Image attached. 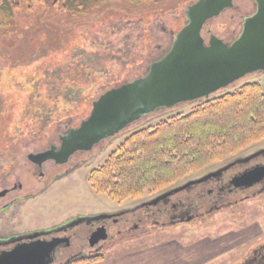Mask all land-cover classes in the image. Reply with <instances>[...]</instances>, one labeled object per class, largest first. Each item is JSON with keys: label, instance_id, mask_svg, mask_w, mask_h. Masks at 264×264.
<instances>
[{"label": "rangeland", "instance_id": "1", "mask_svg": "<svg viewBox=\"0 0 264 264\" xmlns=\"http://www.w3.org/2000/svg\"><path fill=\"white\" fill-rule=\"evenodd\" d=\"M99 1L84 0L90 5L88 13L75 16L55 7L54 0H31V3L20 0L11 26L0 27V189L21 181L24 189L19 195L33 193L5 211L1 207L9 199L0 198V236L52 229L80 216L100 213L121 212L132 217L134 208L141 203L264 146L263 138L221 161L193 171L168 188L149 190L139 198L119 201L95 191L89 180L90 172L104 164L132 130L147 123L157 124L161 119L177 113L188 114L205 102L201 100L160 109L140 119L115 136L101 141L92 150L76 154L71 161L72 165L78 162L75 166H56L47 161V172L40 177L39 172L35 174L28 154L43 150L51 142L58 144L59 134L80 122V112L86 109L88 101L99 96L103 88L146 73L151 63L169 49L176 32L186 22L187 6L196 0H156L150 3ZM28 4L33 6L30 8ZM254 10L253 1L235 0L234 7L207 23L206 31L231 41L240 33L244 17ZM130 22L133 26L142 22L141 28L123 27ZM206 38H209L208 32ZM72 73L77 76L79 89L65 88L66 91L57 93V96L62 95L61 105L66 106L64 114L74 115V121L61 127L58 133L52 127H40L38 111H34L31 104L52 106L51 96L62 83L61 77L64 80L68 76L71 86L74 84ZM247 82L259 83L264 88V72L248 74L212 97L236 91ZM94 91L98 92L97 95ZM55 111L57 114L60 112L59 109ZM252 205L254 211L242 226L228 211L220 212L185 224L145 228L147 231L143 228L134 233L130 231L136 237L129 238L133 235L129 232L131 235L116 238L98 251L110 256L128 247L165 240L186 242L197 235L220 242V248L227 250L236 240L232 230L243 231L252 222L257 226L255 221L262 222L264 226V209L258 208L260 202ZM142 212L140 210L138 215L142 216ZM143 224L149 226L147 221ZM76 227V230H83L85 226ZM240 250L241 246L205 264H233L232 259L236 254V257L239 256ZM59 252L62 256H57L56 263L82 250L74 244Z\"/></svg>", "mask_w": 264, "mask_h": 264}, {"label": "water", "instance_id": "2", "mask_svg": "<svg viewBox=\"0 0 264 264\" xmlns=\"http://www.w3.org/2000/svg\"><path fill=\"white\" fill-rule=\"evenodd\" d=\"M251 1L255 10L244 17L240 33L229 42L210 30L209 38H206L204 29L210 20L234 7L235 0H196L188 5L185 24L176 32L169 49L151 63L146 73L101 94L93 101L90 114L59 137V146L31 152L28 158L37 164L48 160L65 164L75 153L92 150L101 141L160 109L208 98L248 74L264 72V0ZM215 173L190 181L144 204L157 202ZM263 179L264 164L237 176L233 183L253 185ZM60 228L41 230L26 237L34 239ZM107 238L106 228L99 226L92 230L90 242L95 245ZM62 240L40 239L25 244L1 254L0 264H52L53 254Z\"/></svg>", "mask_w": 264, "mask_h": 264}, {"label": "trees", "instance_id": "3", "mask_svg": "<svg viewBox=\"0 0 264 264\" xmlns=\"http://www.w3.org/2000/svg\"><path fill=\"white\" fill-rule=\"evenodd\" d=\"M19 1L0 0V27L11 26L15 12L20 7ZM101 1L108 0L99 2ZM26 2L31 3V0ZM28 5L30 8L33 6ZM53 5L75 16L88 13L90 8L84 0H54ZM130 24L131 22L126 23L123 27L139 29L142 22L135 26ZM71 77L72 81L75 80L72 86L68 76L64 80L61 77L62 83L51 96L54 103L52 106L31 104V108L38 111L40 127H52L54 132L58 133L61 127L74 121V115L64 114L66 106L61 105L62 95L57 96V93L66 91L65 88L79 89L76 74L72 73ZM125 82L127 81L103 88L99 96L88 101L86 109L79 114V121L90 114L93 101L101 94ZM94 92L97 95L98 92ZM213 95L203 98L205 102L188 114L177 113L161 119L157 124L147 123L132 130L109 155L106 162L90 172L89 180L95 191L106 193L119 201L139 198L149 190L168 188L193 171L221 161L264 138V88L261 84L247 82L236 91H227L216 97H212ZM198 101L201 100L191 103ZM56 109L60 110L59 114ZM132 237L136 236L133 234L129 238ZM104 258L103 252L92 255L78 254L57 264H93Z\"/></svg>", "mask_w": 264, "mask_h": 264}, {"label": "flooded vegetation", "instance_id": "4", "mask_svg": "<svg viewBox=\"0 0 264 264\" xmlns=\"http://www.w3.org/2000/svg\"><path fill=\"white\" fill-rule=\"evenodd\" d=\"M204 32H208V30L206 31V27ZM225 41L229 42L226 39ZM62 134L64 133H60L58 137ZM59 144L60 139L58 144L51 142L48 147L41 151L49 149L52 145L59 146ZM81 152L83 151L75 153L65 164H58L54 160L48 161H51V163L56 166L69 167L68 165L71 164L75 155ZM31 162L35 168L33 172L35 174L39 172V177L47 172L45 171V164L47 161L43 164H37L33 161ZM77 164L78 162H75L71 165L75 166ZM263 164L264 146L259 147L254 151H249V153L236 157L232 161L219 166L215 170L207 172L201 177L186 182L188 183L216 172L213 176L200 183H195L181 191L173 192L152 204H144L149 201L141 203L134 208V214L132 217L128 215L129 213L121 212L100 213L85 216V218L82 219L75 218L72 221L60 225L61 228L59 231L47 235H41L34 239L27 238L26 236L41 230L18 232L10 234L9 236H0V255L40 239L52 240L54 238H62L63 240L53 254L54 261L52 264H57L56 258L58 255H61L59 250L64 247H72L75 244L78 245L80 250H82V252H78L69 258L75 257L78 254L92 255L94 252L97 253L99 252L98 250L108 246L114 241V239L131 235L135 230L137 231L144 228L143 231H147V229L157 226L168 227L167 225H176L183 222L185 224L226 211L229 212L232 218H235L236 222L240 224L239 226H242L244 225L242 223L250 218V213L254 211V209H251L253 206L252 204L260 202V207L258 208L264 209V179L253 185H236L233 183V180L249 169ZM225 166L229 167L223 169ZM186 183L182 185H185ZM177 187L166 190L150 201L155 200L159 196L172 191ZM23 189L24 184L21 181H16L13 185L4 186L0 189V198L9 199L7 203L1 207V210L5 211L14 205L15 202L22 201L26 197L33 195V193L31 194L30 192L29 194L27 192L24 195H19ZM3 192L5 194H3ZM249 206L251 207L249 208ZM249 209H251V211H249ZM140 210L143 211L142 216L138 215ZM144 221L149 222V226L146 227L143 224ZM255 223H257V226L252 225V222L250 224L251 226H245L243 231L232 230V235L235 236L236 240L233 243V248L231 250L236 251L237 247L241 246L240 252L238 251L240 257H236V254L234 260L232 259L233 264H264V226L262 222L259 223V221H255ZM79 225L85 226L84 229L76 230V226ZM60 226L56 227L58 228ZM99 226H104L106 228L108 238L92 245L90 242V235L92 234V230ZM130 231H133V233Z\"/></svg>", "mask_w": 264, "mask_h": 264}, {"label": "crops", "instance_id": "5", "mask_svg": "<svg viewBox=\"0 0 264 264\" xmlns=\"http://www.w3.org/2000/svg\"><path fill=\"white\" fill-rule=\"evenodd\" d=\"M185 241L165 240L128 247L121 253L105 255L102 261L93 264H205L233 248L222 250L220 242L199 235Z\"/></svg>", "mask_w": 264, "mask_h": 264}]
</instances>
